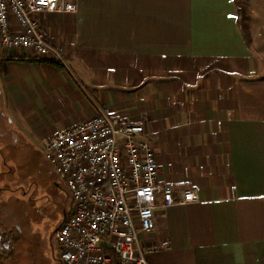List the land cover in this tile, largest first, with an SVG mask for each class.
<instances>
[{
    "label": "crops",
    "instance_id": "obj_1",
    "mask_svg": "<svg viewBox=\"0 0 264 264\" xmlns=\"http://www.w3.org/2000/svg\"><path fill=\"white\" fill-rule=\"evenodd\" d=\"M77 3L35 16L66 67L1 47L0 195L30 140L99 106L144 127L161 183L199 195L156 212L149 264H264V0Z\"/></svg>",
    "mask_w": 264,
    "mask_h": 264
},
{
    "label": "built area",
    "instance_id": "obj_2",
    "mask_svg": "<svg viewBox=\"0 0 264 264\" xmlns=\"http://www.w3.org/2000/svg\"><path fill=\"white\" fill-rule=\"evenodd\" d=\"M77 12V0H0L6 57L22 53L66 67L35 16ZM44 149L73 204L53 235L61 264H149L155 248L144 246L140 236L155 230L156 212L199 202L195 189L177 192L160 182L157 156L142 125L123 123L102 107L88 123L51 137Z\"/></svg>",
    "mask_w": 264,
    "mask_h": 264
},
{
    "label": "rangeland",
    "instance_id": "obj_3",
    "mask_svg": "<svg viewBox=\"0 0 264 264\" xmlns=\"http://www.w3.org/2000/svg\"><path fill=\"white\" fill-rule=\"evenodd\" d=\"M1 54L0 46V56ZM44 147L45 144L32 139L23 153L18 154L16 162L9 161L7 167H3L7 188L6 193L0 197L11 195L8 188H21L19 195L26 194L24 199H21L23 201L15 200L18 213L16 220L23 229V236L18 233L14 235L18 236V239L13 241L11 251L0 256V264H61L60 252L55 248L53 234L62 219L58 214L69 208L70 202L63 192V187H56L62 182L51 164L45 160ZM11 167H14V181L11 179L12 175L9 176ZM44 217L48 218L47 223L43 222ZM41 223H46V227L44 224L40 225ZM40 236L42 241L38 239Z\"/></svg>",
    "mask_w": 264,
    "mask_h": 264
},
{
    "label": "flooded vegetation",
    "instance_id": "obj_4",
    "mask_svg": "<svg viewBox=\"0 0 264 264\" xmlns=\"http://www.w3.org/2000/svg\"><path fill=\"white\" fill-rule=\"evenodd\" d=\"M60 185L61 187H63V192L68 198L70 206L69 208H65V210H62L61 214H58V217L61 216L62 219L60 221V224H58V227L55 229L54 234L59 229L63 221L67 219L73 211V204L70 200L67 190L62 183ZM8 189L11 191V194L12 191H16L10 188ZM17 192L18 194H16L15 196L20 194L19 190ZM25 194L26 193H24V195ZM3 199L5 200H2L0 209V256L6 255V252L11 251L13 241L18 239V236H14L16 235V233H18L20 236H23V229L18 225V222L16 220L18 213L16 211L17 202L15 200L18 201L19 198H15L14 195L8 194ZM27 221L29 222V219H27ZM38 239L39 241H42V236H40V238L38 237ZM55 248L57 247L55 246Z\"/></svg>",
    "mask_w": 264,
    "mask_h": 264
},
{
    "label": "trees",
    "instance_id": "obj_5",
    "mask_svg": "<svg viewBox=\"0 0 264 264\" xmlns=\"http://www.w3.org/2000/svg\"><path fill=\"white\" fill-rule=\"evenodd\" d=\"M56 66H57V64H56ZM58 66H59V64H58ZM118 264H120V263H118Z\"/></svg>",
    "mask_w": 264,
    "mask_h": 264
}]
</instances>
